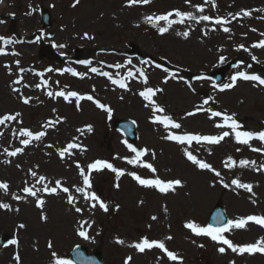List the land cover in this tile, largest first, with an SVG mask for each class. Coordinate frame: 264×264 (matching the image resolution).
Returning a JSON list of instances; mask_svg holds the SVG:
<instances>
[{
  "label": "rangeland",
  "instance_id": "rangeland-1",
  "mask_svg": "<svg viewBox=\"0 0 264 264\" xmlns=\"http://www.w3.org/2000/svg\"><path fill=\"white\" fill-rule=\"evenodd\" d=\"M0 2V16L14 19V23L0 21L1 37L12 32L38 39L30 46L19 47L14 43L11 50H16L15 56L9 51L12 56L0 57V116L7 112L20 114L15 123L0 129V182L9 185L7 194L0 190V203H7L11 208L0 209V264H16V254H19L21 264H54L55 259L70 261L69 253L75 246L101 253L106 264H125L128 257L132 258L128 264H232L233 261L234 264H264V255L260 253L240 255L226 248V252L220 254L217 249L223 245L209 237L196 236L185 227L188 222L208 227V217L218 204L231 220L250 215L264 217V169L260 168L264 165V152H254L248 145L237 144L234 135L219 144L201 143L191 148L164 138L169 132L189 131L202 136L219 135L225 130L231 132L214 126L222 121L219 117L210 118L211 111L234 114L242 125L240 130L264 131V86L254 81L237 80L234 87L220 91L240 71L264 78V49L251 47L264 40L261 35L264 33V0H215V7L206 4L205 0H191L190 4L185 0H151L147 5L131 7L127 6L128 0ZM193 5L203 6L204 13L197 12ZM48 9L51 26L45 28L41 20ZM177 9L196 16L227 18L230 23L224 27L230 31L225 33L222 26L206 21H185L174 24L161 35L158 27L145 22L148 15L166 14ZM244 11L251 15L243 16ZM159 26L166 25L161 22ZM185 31L189 33L187 38L182 35ZM85 33L92 38H83ZM61 44L63 48L58 47ZM51 50L71 60L89 59L99 64L110 61L114 68L105 72L113 79L132 71L133 76L128 77L129 90L118 91L107 77L93 75L90 67L77 68L80 75H70V79L63 70L74 64L68 62L64 66L59 63ZM252 56L256 57L255 61ZM221 57H224L223 63ZM157 64L161 67L157 68ZM116 65L121 67L116 68ZM133 65L139 67V75L132 70ZM31 67L39 72L37 79L26 75L21 77L22 82L14 83L19 77V68ZM225 69L222 84L197 78ZM141 70L147 77V84L143 82ZM147 87L162 89L153 98L165 109L158 115L170 116L181 124L180 129H165L152 122V110L145 106L148 102L138 96ZM70 88L82 89L94 99L109 103L111 117L97 112L95 104L90 110L79 113L75 103L57 101L56 98L61 97L55 95L53 101L47 95L49 91L67 92ZM23 98H30L29 103L24 104ZM206 99L208 104H204ZM189 112L195 114L186 118ZM123 119L137 123L136 148L148 150L142 159L155 167V173L127 162L135 159V153L126 147L125 142H129L113 124L115 120ZM49 121L53 123L49 124ZM89 125L91 132L87 131ZM29 127L46 134L38 144L25 146L18 133ZM69 143L79 147L68 149L61 158L59 152L67 149ZM250 144L264 149V143L258 140ZM17 148L23 151L14 157L5 152V149L14 151ZM185 148L219 171L221 177L194 166L184 155ZM152 153H155L154 158ZM229 157L235 161L232 167L226 166ZM96 160L107 161L125 173L117 178L108 169L92 172V188L88 191L107 204V212L98 203L95 208L91 207L95 201H86L75 192V187L83 186L76 164L86 170ZM241 160L255 161V164L241 167ZM31 172H36L37 177L44 176V183L49 187L55 186L57 180L61 181L62 187L70 189L76 197V206L83 211L75 212L66 202L68 194L59 189L58 195L38 193L45 205L43 210L37 208L35 198L26 197L22 191L26 186L42 187ZM129 173H136L143 179H179L183 186L162 194L156 189L140 186ZM234 179L251 184L252 192L237 188L231 183ZM223 184L229 187L225 188ZM13 195L24 198L14 200ZM42 214L47 216L46 222L41 220ZM153 216L157 219L153 220ZM19 224L26 227L20 229ZM81 230L89 239L78 235ZM167 236L173 239L165 240ZM225 236L237 245L251 244L264 238V228L250 222L245 229H234ZM145 237L163 241L181 260L171 261L159 249L140 253L130 247ZM11 239H17L18 244H8ZM117 240L125 243L118 244ZM49 241L52 248L48 247ZM53 252L56 257L52 256Z\"/></svg>",
  "mask_w": 264,
  "mask_h": 264
},
{
  "label": "snow or ice",
  "instance_id": "snow-or-ice-1",
  "mask_svg": "<svg viewBox=\"0 0 264 264\" xmlns=\"http://www.w3.org/2000/svg\"><path fill=\"white\" fill-rule=\"evenodd\" d=\"M150 2H151V0H128L127 6L131 7V6H134L136 4L147 5ZM76 3H79V0H76ZM185 3L190 4L191 0H185ZM205 3L206 4L211 3L212 7H215V0H205ZM73 6H75V4ZM193 7L199 13H204V11H205V8L203 6L193 5ZM250 15H251V13L248 11L243 12V16H245V17L250 16ZM173 16L176 17L177 19H170V17H173ZM185 21H195L196 23H200L201 21H206V22H210L213 25L222 26V29L225 33L230 31V29L228 27H224V25L230 23V21L227 18H221V17L212 18L208 15L196 16L192 12H182L178 9L170 11L166 14H161V15L153 14V15H148L147 17H145V22L152 25L153 27H158V31L161 35H164L165 33H167L169 31V29L172 28V26L174 24L184 23ZM161 22H164V24L166 26H162V27L159 26ZM212 30H215V29H212ZM252 31H256V30L252 29ZM179 34L180 33H178V35ZM182 35L185 38H187L189 33L187 31H185L182 33ZM261 35L264 36V33H261ZM83 38L91 39L92 37L88 36L87 33H85ZM0 40H2L5 45L12 43L11 40L4 39L3 37H0ZM58 47L63 48L64 45L61 44V45H58ZM240 47L243 48V45H241ZM251 47L264 49V40H260L259 42L254 43ZM244 50L248 51L247 48H245ZM3 54H6V53H4L3 49H0V55H3ZM13 54H15V53H13ZM252 59L255 61L256 57L252 56ZM220 62L221 63L224 62V57L220 58ZM16 63L18 64L19 62L17 61ZM81 63L90 64L91 61H81ZM115 67L119 68L121 66L116 65ZM156 67L160 68L161 65L157 64ZM236 67H238V65ZM21 71H23V70H21ZM48 71H52V69H48ZM63 71L70 72L73 76L80 75L79 73L73 71L71 68H65ZM90 71L93 73L99 72V70L95 67L91 68ZM164 71L167 72L168 69H164ZM100 74L106 76L109 80L112 81L113 84H118L120 88H122V89L127 88V85L123 79L115 80L112 78V76L108 72H103ZM140 75L142 77H144L143 82L145 84H147V77L145 76L143 70L140 71ZM127 76L132 77L133 72L128 71ZM197 78L198 79H208L207 76H199ZM237 80L254 81L257 84L264 86V78H261V76L254 75V74L250 75V74H247L243 71H240L237 74L233 75L231 77V83L224 84L220 88V91H224L225 89H230V88L234 87ZM20 82L21 81L19 79L14 81V83H16V84H19ZM164 82L167 83V80H165ZM42 83L47 85L46 81H42ZM39 86L40 85H37V87H39ZM13 90L18 91L17 89H13ZM160 91H162V89L157 88L154 90L151 87H147L145 90L139 92V95L145 101L148 102L145 106L150 107L152 110V113H153L152 122L154 124L163 125L165 129H180L181 124L174 122L170 116L158 115V113H163L165 111L164 108L158 106L155 103V101L153 100V97L156 95V93L160 92ZM47 95L49 97H52L53 95L58 96V97H63L66 101L69 100L70 98H75L76 101L86 99V100L92 101L96 105L97 108L106 112L108 114L109 118L112 115V110L109 107H107L104 104L100 103L99 101L95 100L91 95L82 96V95H79L75 91L67 92V93L64 91H58L56 93L49 91L47 93ZM29 99L30 98H23V103L28 104ZM208 102L209 101L207 99L204 100V104H208ZM77 107H79L78 104H77ZM199 110L200 109L198 108L197 111H199ZM205 111H208V110L205 109ZM194 114L195 113H193V112H189L187 115L191 116ZM19 115H20L19 113H16L15 115L6 114V115L0 117V125H4L6 121H15ZM216 117H219L222 122H217V123H215L214 126L217 128H220V129H225V128L230 129L231 132L225 130V131H222L219 135H208V136L193 135V134L177 135V134H173L172 132H169L164 138L169 140V141H174L180 145H191L193 143V141H195L197 144H201V143L219 144L225 138L229 137L230 135H234V139H235V142L237 144L248 145L251 148V150L254 152H257V151L264 152V149L251 147V144H250V142L253 140H258L261 143H264V131H260L258 133H253V132L246 131V130H240L242 128V125L234 118V114L229 115L227 113H221L219 111H211L210 118H216ZM48 123L51 124L53 122L49 121ZM133 123H135V122H133ZM78 131L82 132L83 130L78 129ZM87 131H89V132L92 131V127L90 125L87 126ZM18 134H19V136L26 137V139H23L21 141V143L23 145L27 146L30 143V141H32V140H36V141L41 140V138L44 137L46 133L44 131H39V132L34 134L30 130L21 129ZM0 135H2V133H0ZM125 143H126V147L130 150V152L135 153V159H130L127 161L129 164L138 165L140 167L146 168V169L150 170L152 173L156 172L155 167L151 163H148L142 159V157H144L148 154L147 149L138 150L137 148L133 147L132 144L127 143V142H125ZM48 146L51 147V145H48ZM77 147H79V145H77L75 143H69L67 145V149L61 150L59 152V155L61 156V158H63L65 156V152L68 149H73V148H77ZM22 151H23L22 148H17L14 151H8L7 149H5L6 154L8 156H13V157L16 156L18 153H21ZM183 151H184V155L186 156L187 160L190 161L198 169H200L202 171L206 170L209 172H214L216 177H221V173L219 171H216L209 163L198 159L193 154L192 151H189L186 148ZM237 151H239V149H237ZM152 156L154 158L155 153H152ZM239 163H240L241 167H246L250 163L254 165L255 161L250 162L248 160H241ZM234 165H235V161H233L232 158L229 157L227 162H226V166L232 167ZM76 167L79 169V175L82 177V185L83 186L75 187V192L81 194L82 197L84 198V200H86V201H95L96 203H92L91 207L95 208L97 206V203H98L99 207L101 209H103L105 212H107L108 211L107 204L104 203L102 200H100V198L94 192L88 191L89 189L92 188V182H91V178H90L91 173L92 172H100V171H103L104 169H108V170L114 172L116 174L117 178H119L120 176H123L125 173L122 170H118V169L114 168L111 163L104 161V160H96L95 162L90 163L87 166V174L85 172V169L81 168L79 163L76 164ZM260 168L264 169V165H261ZM31 175L36 179V183L41 184L42 187L37 189V188H35V185H33L31 187L26 186L22 189V191L26 194V197L35 198L37 208L43 210L44 205H45V200L43 198H41L38 195V193H44L46 195H58V189H59V191L65 193V194H68L66 197V202H67V204L72 206V208H74L75 212L81 213L83 211L80 207L76 206V197L71 194L70 189L68 187H62L61 181L57 180L55 182V186L49 187L48 184L44 183V181L46 179L44 176L37 177L36 172H31ZM129 175H131L132 178L140 186L145 187V188L156 189L157 191H159L162 194H167L170 191H175L176 188L183 186L182 181L179 179L164 181L160 178L143 179L139 175H137L136 173H129ZM221 183H223L222 180H221ZM231 183L233 185H235L237 188H242L248 192H252V185L251 184L241 183L238 179L232 180ZM223 186L225 188L229 187L228 184H223ZM116 187H119V185L117 184ZM0 190H3L4 193L7 194L8 190H9V185L7 183L0 182ZM12 198L14 200L19 201V200L23 199L24 197L13 195ZM0 209L11 210L10 205L7 203H0ZM16 210L19 211V209H16ZM165 211H167L166 208H165ZM40 218L42 221H45V222L48 219L47 216L44 214H42ZM152 219L156 220L157 217L153 216ZM215 219H216V222L219 226L213 227V226L209 225L208 227H200L196 223L188 222L185 224V227L187 229H189L196 236H206V237H209L212 241L217 242L220 245H223L217 249L220 254H224L226 252V248H227V249H230L233 253H237L240 255H243L245 253L250 254V255L255 254V253H260V254L264 255V238H261L260 240L256 241L255 243L245 244V245H237L231 239H229L225 236V233L231 232L234 229H245L246 226L250 222L260 226L261 228H264V217L250 215V216H247L245 218H237L236 220H227L226 222L223 221V219L219 216H217ZM84 223H87V221H85ZM18 227L20 229H23L26 227V225L25 224H19ZM81 227H83V225H81ZM78 235L81 236L85 240L89 239L87 233L83 230L79 231ZM171 239H173L172 236L165 237V240H171ZM116 243L124 244L125 242L123 240H117ZM8 244L17 245L18 240L17 239H11L8 241ZM8 244H5L4 246L7 247ZM52 246H53L52 242L49 241L48 247L52 248ZM200 246L203 247V245H200ZM130 247L135 248L140 253H144L146 250L150 251L152 249H159L162 253H164L167 256V258L169 260H171V261H180L181 260V258H179L176 253L170 251L165 246V243L163 241L149 240L147 237H145L140 242L131 244ZM56 255L57 254L55 252L52 253L53 257H56ZM79 255L80 254L77 253L78 257H79ZM14 259L16 261V264H21V258L19 256V254H16L14 256ZM131 259H132L131 257H128L127 260H125V264H128V262ZM54 264H71V261L65 260V259H55ZM232 264H234V261L232 262Z\"/></svg>",
  "mask_w": 264,
  "mask_h": 264
}]
</instances>
